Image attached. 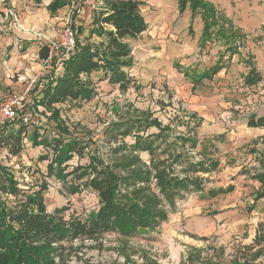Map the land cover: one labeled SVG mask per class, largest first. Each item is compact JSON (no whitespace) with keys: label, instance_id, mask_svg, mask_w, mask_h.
I'll return each instance as SVG.
<instances>
[{"label":"rangeland","instance_id":"rangeland-1","mask_svg":"<svg viewBox=\"0 0 264 264\" xmlns=\"http://www.w3.org/2000/svg\"><path fill=\"white\" fill-rule=\"evenodd\" d=\"M30 1L0 0V44L4 50L0 49V102L22 96L29 89L27 107L21 109L29 124L24 137L26 147L18 157L0 151V164L13 173L21 189L40 183L47 186L44 200L48 213L65 209L64 219L70 215L85 219L97 211L99 199L83 189L72 194L67 189L68 184L75 182L72 176L64 187L54 175H47L54 152L51 145L48 150L31 147L28 138L34 129L45 130L47 138L53 140L59 135L56 126L61 124L71 137L92 140L88 150L95 147L102 160L112 164L132 156L129 152L113 155L111 151L124 142L133 144L134 139L129 137L123 143H115L105 131L113 129L110 131L113 132L115 126L131 120L156 121L159 129L169 136V142L194 138L199 143L194 154L187 149L183 151L186 158L217 163L214 172L198 175L206 179L204 192L178 201L173 213L166 209L168 220L155 233L133 238L107 233L78 239L62 245L59 264H262L264 245L254 240L264 231V198L256 199L262 188L252 178L262 172L264 125L249 128L246 123L250 117L264 116V0H205L223 14V22L231 24L242 42L237 48L238 55L230 60L225 55L222 61L228 68L225 78L219 79L222 70L212 81L201 83L193 82L191 74L211 68L223 49L218 51L220 47L216 44L204 50L199 48L203 27L200 15L196 17L200 21L190 20L188 10L182 14L178 11L176 0H134L142 5L147 31L138 40L129 42L133 67L125 72L131 81L124 90L107 82L101 87L96 84L90 102L55 107L59 112L57 121L52 112L32 107L31 89L45 74L48 57L49 62L53 58L50 48L59 43L66 28L80 25L82 16L76 10L77 0H64L65 5L54 14L48 10L53 0H41V6ZM97 1L87 0L86 5H81L83 19ZM14 40H28L35 45L29 50L16 49L11 45ZM43 50L47 52L46 59L39 58ZM248 57L261 76V81L252 87L243 85L248 69L239 63ZM54 59L58 64L59 57ZM100 76L94 73L93 80ZM41 88L42 83L36 93ZM155 133L156 129L150 128L140 135ZM88 150L83 157L73 156L67 172L78 164L88 163ZM159 154L156 152L154 157ZM139 157L144 167L150 166L148 154ZM229 186L232 192H217Z\"/></svg>","mask_w":264,"mask_h":264},{"label":"trees","instance_id":"trees-1","mask_svg":"<svg viewBox=\"0 0 264 264\" xmlns=\"http://www.w3.org/2000/svg\"><path fill=\"white\" fill-rule=\"evenodd\" d=\"M34 1L40 3L41 0ZM176 1L181 14L189 11L190 20L200 15L203 27L198 39L199 48L204 50L208 45L216 44L223 49V54H219L211 68L200 74H191L193 82L211 81L226 69L222 63L225 55H228L226 60L238 55L241 40L231 24L223 22V14L211 3L205 0ZM64 5V0H53L48 10L55 12ZM141 6L134 0H101L86 34L83 25L73 24L77 33L74 48L66 57L63 56L64 51L58 50L51 62L49 59L45 74L31 89L32 107L40 106L52 112L53 119L57 121L59 112L55 107L90 102L98 82L106 81L124 90L131 81L125 71L133 67L129 42L138 40L147 31ZM46 56L45 50L39 52L40 59H46ZM54 57H59L58 64H55ZM250 60L249 57L246 61L239 60L248 69L242 79L246 87L261 81ZM93 73H100L97 81L90 77ZM41 83L42 88L36 93ZM27 121L20 110L0 129V151L12 157L22 154L26 147ZM246 125L249 128L262 126L264 116L250 117ZM150 128L156 129V133L140 135ZM56 129L59 135L53 140L47 138L45 130L34 129L28 138L31 147L42 146L48 150L51 145L54 157L47 165V175H54V179L61 181L64 187L67 186V178L74 177V184H68L67 189L72 194L82 189L95 194L99 208L85 219L74 215L64 219L62 213L65 209H56L50 214L44 200L47 186L40 183L39 186L21 189L13 173L0 164V264H59L63 257L62 245H70L78 239H92L107 233H115L122 238L155 233L168 220L166 209L173 213L178 201L204 192L206 179L198 175L212 173L217 168L216 162L195 163L186 158L183 151L195 152L199 143L194 138H177L169 142V136L159 129L156 121L131 120L123 126H115L113 132H110L113 129L105 131L115 143H123L129 137L134 139L133 144L124 142L111 151L113 155L129 152L132 156L112 164H106L95 147L88 150L92 140L71 137L61 124ZM87 150L88 163L78 164L67 172L73 156L83 157ZM156 152L160 153L158 158L154 157ZM142 153L151 159L147 168L140 160ZM262 164V172L252 178L262 188L256 194L257 200L264 198V162ZM121 172L125 175L121 176ZM232 191L231 186L217 190L223 194ZM208 194L214 195L215 191H208ZM254 242L264 245V231Z\"/></svg>","mask_w":264,"mask_h":264},{"label":"built area","instance_id":"built-area-1","mask_svg":"<svg viewBox=\"0 0 264 264\" xmlns=\"http://www.w3.org/2000/svg\"><path fill=\"white\" fill-rule=\"evenodd\" d=\"M87 0H77V5L79 9L77 13L80 14L81 5H86ZM77 38L76 29L72 27L66 28L63 35L60 37V41L58 44L53 45L51 49V53L53 51L56 52L58 50L64 51L63 56H67L68 52H70L75 45V40ZM50 53V55H51ZM50 57H48L49 61ZM29 89H27L22 96H17L10 99H5L0 102V129L5 126L8 122H11L17 113L26 105V95ZM195 152H193L194 154ZM198 160L195 161V163ZM194 162V161H192ZM99 205V204H98Z\"/></svg>","mask_w":264,"mask_h":264},{"label":"crops","instance_id":"crops-1","mask_svg":"<svg viewBox=\"0 0 264 264\" xmlns=\"http://www.w3.org/2000/svg\"><path fill=\"white\" fill-rule=\"evenodd\" d=\"M24 2H26V1H28V0H23ZM32 1V0H31ZM30 1V2H31ZM96 1V0H95ZM33 2H34V0H33ZM41 4H42V2L40 1V3L39 4H36L37 6L38 5H40L41 6ZM101 4V0H98L97 1V4L95 5V6H91L90 7V11L88 12V14L86 15V20L85 19H83V15H84V11H82V9H80V14H81V16L82 17H79L80 18V20H81V22H78V23H80L81 25H83V28H84V31H85V34L87 33V31H88V29H89V24H90V22H91V20H92V18H93V16H94V10L99 6ZM45 5H48V4H45ZM55 12H53V13H50V14H54ZM196 19H199V18H196ZM196 19H194V21L195 22H198V21H200V19L199 20H196ZM84 23V24H83ZM15 42H13L11 45H13V47H16V49H25V50H29L30 48H34V43L33 42H29L28 40H14ZM11 43V42H10ZM6 47L8 46V44H4ZM10 45V44H9ZM5 46H4V48H5ZM9 47V46H8ZM36 47V46H35ZM0 49H2L1 51H4L3 50V46L0 44ZM13 49V48H12ZM11 49V50H12ZM219 49H221V48H218V51H219ZM241 60V59H240ZM241 64V63H240ZM241 65H243V64H241ZM227 67H226V69H223V74L222 75H220L219 76V79H221V78H225V76L227 75L226 73H227ZM221 72H219L218 74H220ZM93 75H94V73L90 76L92 79H93ZM98 80V79H97ZM96 80V81H97ZM205 81V80H204ZM212 81V80H211ZM106 85L107 83H106V81H102V82H98V87H101V86H99V85ZM109 86V85H108ZM111 86V85H110ZM210 142V144L211 145H214V143L212 142V141H209ZM216 147H215V145L213 146V149H215Z\"/></svg>","mask_w":264,"mask_h":264}]
</instances>
